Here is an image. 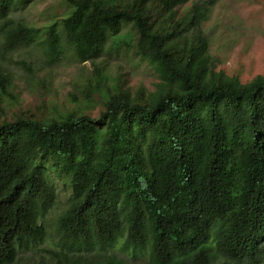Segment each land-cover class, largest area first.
Segmentation results:
<instances>
[{
	"label": "trees",
	"instance_id": "16d2710c",
	"mask_svg": "<svg viewBox=\"0 0 264 264\" xmlns=\"http://www.w3.org/2000/svg\"><path fill=\"white\" fill-rule=\"evenodd\" d=\"M29 1L0 0L3 49L92 61L129 24L122 41L158 80L101 74L84 104L11 110L0 65V264H21L49 228L59 247L35 264H127L114 245L152 264H264V74L216 69L201 26L213 0H64L44 26L9 15ZM58 185L65 205L50 220Z\"/></svg>",
	"mask_w": 264,
	"mask_h": 264
},
{
	"label": "rangeland",
	"instance_id": "374dc122",
	"mask_svg": "<svg viewBox=\"0 0 264 264\" xmlns=\"http://www.w3.org/2000/svg\"><path fill=\"white\" fill-rule=\"evenodd\" d=\"M192 1L195 0H188L187 4ZM66 9L64 0H30L12 5L9 15L44 26L55 18L54 15H63ZM201 26L208 34L209 51L215 59L216 69L236 75L243 82L258 73L264 74V0H213ZM130 32V25L124 24L117 33L109 35L92 61L79 62L70 48L52 60L37 43L11 49L0 47V65L11 74L13 93L18 100L11 104V110L24 108L51 113L55 107L63 109L73 106L76 101L84 104L87 101L85 88L96 85L101 74L108 77L109 83L115 77H121L127 86L153 88L158 80L155 70L133 53L130 44L122 41ZM100 108L96 104L87 110L95 115ZM58 188V197L46 216L50 220L65 205L67 191L64 186L58 185ZM48 232L42 242L18 253L21 264L53 259L52 250L59 244L52 228ZM111 250L122 256L127 264H152L148 255L132 257L129 250L125 251L119 245H114Z\"/></svg>",
	"mask_w": 264,
	"mask_h": 264
}]
</instances>
